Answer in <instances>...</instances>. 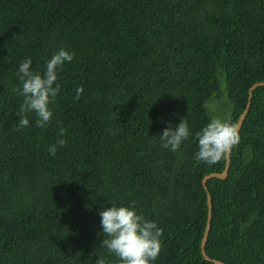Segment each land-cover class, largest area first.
I'll return each mask as SVG.
<instances>
[{"label":"trees","instance_id":"trees-1","mask_svg":"<svg viewBox=\"0 0 264 264\" xmlns=\"http://www.w3.org/2000/svg\"><path fill=\"white\" fill-rule=\"evenodd\" d=\"M61 48L74 58L58 74L52 123L27 113L18 129L19 65L31 58L43 74ZM258 81L264 0H0V264H120L102 247L99 213L132 201L163 230L154 264H214L201 253L202 179L225 160L198 162L195 133L213 116L237 123ZM182 119L192 135L162 147ZM239 134L227 176L206 181L205 251L264 264V85ZM58 138L67 144L52 156Z\"/></svg>","mask_w":264,"mask_h":264},{"label":"clouds","instance_id":"clouds-1","mask_svg":"<svg viewBox=\"0 0 264 264\" xmlns=\"http://www.w3.org/2000/svg\"><path fill=\"white\" fill-rule=\"evenodd\" d=\"M74 54L61 48L46 64L41 74L31 69L32 60L26 58L19 65L18 73L22 87L13 88V92L23 97L17 115L18 129L29 125L27 113H35L36 126L47 128L52 123L56 97L60 92L59 72L63 71L66 62H71ZM82 89L77 90L76 99L80 98ZM206 108L209 105H204ZM67 129L59 130V137H64ZM192 135L186 119L176 126H169L159 137L161 146L173 152L179 150L183 141ZM198 140V151L195 159L209 165L228 158L232 149L240 142L239 124L227 119L213 116L210 122L195 133ZM67 140L58 138L48 149L49 154L56 156L58 148L66 146ZM132 201L130 206H112L99 213L103 233L107 237L102 240V247L114 254L120 264H154L162 251L163 230L157 224L139 213ZM96 264H106L99 258Z\"/></svg>","mask_w":264,"mask_h":264},{"label":"water","instance_id":"water-1","mask_svg":"<svg viewBox=\"0 0 264 264\" xmlns=\"http://www.w3.org/2000/svg\"><path fill=\"white\" fill-rule=\"evenodd\" d=\"M260 85H264V81H258L255 82L254 84H252L249 88H248V96H247V103L246 106L244 108V110L241 112V114L239 115V118L237 120V123L239 124V130L241 127V124L246 116V113L250 107V103H251V98H252V90L255 89L257 86ZM229 160H230V154L228 156L227 159H225V165L222 171L220 172H211L207 175H205L202 179V184L203 187L205 188L206 191V197H207V206H208V210H207V219H206V225H205V229H204V233H203V237L201 240V253L204 257V259L213 262L214 264H225L224 262L217 260V259H213L210 258L206 251H205V243L207 240V234L210 228V220H211V212H212V206H211V197H210V193L208 192L207 186H206V181L209 178H213V177H217V178H225L227 176L228 173V167H229Z\"/></svg>","mask_w":264,"mask_h":264}]
</instances>
